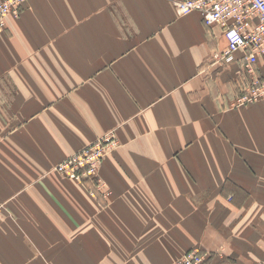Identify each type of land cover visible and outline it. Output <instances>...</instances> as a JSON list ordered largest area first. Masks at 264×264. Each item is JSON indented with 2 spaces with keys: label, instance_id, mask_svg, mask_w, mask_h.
Segmentation results:
<instances>
[{
  "label": "crops",
  "instance_id": "0c3cea01",
  "mask_svg": "<svg viewBox=\"0 0 264 264\" xmlns=\"http://www.w3.org/2000/svg\"><path fill=\"white\" fill-rule=\"evenodd\" d=\"M181 0H27L0 33V264H264V99ZM256 69L264 79V54ZM94 180L55 167L107 133Z\"/></svg>",
  "mask_w": 264,
  "mask_h": 264
},
{
  "label": "built area",
  "instance_id": "2783aa9c",
  "mask_svg": "<svg viewBox=\"0 0 264 264\" xmlns=\"http://www.w3.org/2000/svg\"><path fill=\"white\" fill-rule=\"evenodd\" d=\"M27 0H0V33L8 27L11 15L17 17ZM181 14L199 11L207 26L225 27L227 48L214 54L217 63L231 62L236 52L249 50L244 57V86L231 104V108L255 103L264 99V79L256 64L264 54V0H181L176 3ZM119 145L114 133H107L93 144L56 165L55 171L71 179L94 180L96 188L105 184L98 175L105 157ZM6 202L0 199V217ZM208 252L191 249L172 264H207Z\"/></svg>",
  "mask_w": 264,
  "mask_h": 264
},
{
  "label": "rangeland",
  "instance_id": "374dc122",
  "mask_svg": "<svg viewBox=\"0 0 264 264\" xmlns=\"http://www.w3.org/2000/svg\"><path fill=\"white\" fill-rule=\"evenodd\" d=\"M257 102V101H256ZM250 104H252V103H250ZM250 104H246V105H243V106H240V107H238V108H241V107H245V106H247V105H250ZM190 251V250H189ZM187 253V252H186ZM209 254V253H208ZM208 259H209V255H208ZM208 264V263H207Z\"/></svg>",
  "mask_w": 264,
  "mask_h": 264
}]
</instances>
